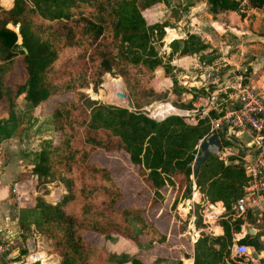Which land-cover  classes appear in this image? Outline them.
<instances>
[{
  "label": "trees",
  "instance_id": "obj_1",
  "mask_svg": "<svg viewBox=\"0 0 264 264\" xmlns=\"http://www.w3.org/2000/svg\"><path fill=\"white\" fill-rule=\"evenodd\" d=\"M161 1L0 0V99L11 107L16 96L23 93V99L36 106L66 94L53 100L50 107V121L58 142L37 149L25 165L42 182L57 180L65 188L54 201L38 196L33 206L38 213L34 225L50 241L52 252L59 257L57 264H145L136 254H115L86 237V233L106 239L121 236L134 244L151 239L152 233L164 239L166 235L146 219L145 208L161 202L166 189L173 204L190 196L188 175L196 145L207 132L208 117L217 113L211 109L208 116L189 125L178 115L182 112L169 102L156 111L151 109V115L159 119L139 107L165 95L148 83L155 66L168 64L173 55L198 53L210 44L198 33L188 31L167 42V53L160 50L164 28L167 31L171 23L167 18L148 22L146 15ZM175 1L181 4V0ZM196 1L199 0H186L181 8L186 10ZM204 1L213 14H228L241 7V0ZM245 3L264 7V0ZM178 17L179 14L175 19ZM8 23L18 24L17 32ZM17 53L21 54L25 76L21 82L9 83L6 73ZM105 72L110 74L104 77L108 103L91 99L81 90L90 82L97 84ZM156 72L153 84L157 88L167 86L169 79L159 69ZM115 76L124 81L133 109L117 105L124 101L116 92L124 87ZM181 89L174 86L173 91ZM87 90L92 96V90ZM93 91L97 93V89ZM230 104L228 108L234 105L232 100ZM95 151H122L127 155L150 192L145 207L132 202L117 205L122 197L120 186L107 166L91 158ZM193 181L201 199L212 203L215 211L221 203L224 212L215 219L222 233L198 231L191 244L192 264H236L230 257L233 241L258 249V237L264 229L240 232L241 224L253 223L257 215L250 210L245 218L229 215L231 203L242 193L245 182L241 165L223 163L216 154L209 155L199 165ZM197 191L193 188V199L198 198ZM205 201L193 204L195 228L204 226L201 218ZM168 259L180 263L178 255L156 254L150 264Z\"/></svg>",
  "mask_w": 264,
  "mask_h": 264
},
{
  "label": "rangeland",
  "instance_id": "obj_2",
  "mask_svg": "<svg viewBox=\"0 0 264 264\" xmlns=\"http://www.w3.org/2000/svg\"><path fill=\"white\" fill-rule=\"evenodd\" d=\"M185 1L186 0H181L180 3L182 4ZM181 4L177 5L175 0H163L155 5L154 10L151 13L146 15L148 22H153L155 20L159 21L167 18L171 23L170 26H167L170 27L167 31L164 28V34L162 37L163 42L160 46V50H164V52L167 53V42L173 37L176 38L184 36L188 31L198 33L204 40L209 42L210 45L209 47L195 54L193 53L183 56L173 55L168 64H158L155 66V68L152 70V75L148 83L154 90L164 91L165 95L163 98L154 99L149 103L140 106L139 109L148 116L152 117L151 109L157 104L168 101L179 108L191 110L196 108V105L200 102V100H202V103L204 104L206 102V98L209 96V93L214 91L215 101L214 103L207 105L210 108L209 110L212 109L218 113V110H226L231 105L228 92L235 91L236 87H238L237 83H240V86L243 84L254 85L257 91L264 92L263 79H261V84H259L256 82V78V80H248L243 76L245 73L247 74L251 70L248 65H245V62L249 58L253 57L254 53L256 52L248 51L245 49V46H243L245 45V40L243 41V39L238 36L242 30L241 24L236 20L234 14L231 13L230 16H228L226 15L227 13H210L206 5L203 4V1L194 2L193 5L189 6L186 10L181 8ZM245 6L246 4L241 5L240 8ZM236 13L240 15L241 11L237 10ZM178 14L179 17L175 19ZM7 26L13 28L17 32L18 24L13 26L8 23ZM206 35L209 36L212 41H210ZM247 40L248 39H246V43L253 42ZM16 41L17 43L20 42L19 34H17ZM210 42L213 44H227V53L233 54L235 56V59L240 63L239 66L229 69V65L224 64V61L222 60L223 55H226V50H220L218 46L215 47ZM241 42H243V44H241ZM232 44L233 50H231ZM21 67V54L17 53L14 56L10 71L6 73L5 80L9 83L21 82L25 76ZM166 67L168 68V71H165ZM158 69L161 71L162 76L169 79V84L163 88H157L152 82L153 79L158 75L156 72ZM106 75L110 74L108 72L101 74L100 81L97 84L93 85L90 82L81 90L85 92L91 99H95L100 102H107L104 96V77ZM115 77H118L122 80L120 76ZM190 81L195 82L189 83ZM122 82L124 87L123 91L126 93L124 81L122 80ZM174 86H181L182 89L179 92L173 91ZM87 89L92 90V96ZM93 89H97V93L94 92ZM193 94H196V96L192 97ZM63 95L66 94H60L56 97H52L49 100H44L34 107H32L29 103H25L26 101H24L22 97L23 93H20L16 96L15 102L11 107L7 105L5 99H0V127L7 130H9V128L13 130L16 128V123L18 122V127L26 128L27 131H24L26 135L33 137L32 143H30L28 147L26 146L24 148L25 152L23 154H26L24 157L25 163L28 164V162L33 159L34 153L37 149L47 145V143L54 144L58 142L59 137L58 134L53 130L49 113L52 101L63 97ZM127 108L133 109L132 106ZM13 110H19L20 113L17 115V118L13 115ZM31 110H37V114L40 115V118H37L34 120V122L30 121V117H36L37 114L34 112L36 115H32ZM180 112L185 113L182 110H180ZM152 118L157 119L154 116ZM218 133L220 136L222 135L220 132ZM227 133L233 140L241 141L242 143L250 139L245 133L234 128H229ZM91 158L107 166L111 170L112 176L119 184L122 197L117 203L118 206L128 204L130 202L139 207H145L147 205L150 192L148 188H146L145 185L140 181L138 175L136 174L135 166L129 162L127 155L124 152L95 151L91 155ZM24 167L25 171L23 174H20L21 179L28 178L30 173H33L28 169L29 167ZM48 186H59L63 190L62 193L65 192L62 182L57 180L42 182L41 178L38 177L35 187L36 192L34 195H31L33 197L32 200H34V204L38 196H42L43 198L47 199L45 194L49 191ZM191 189L192 185L190 188V193L192 191ZM163 192L164 198L161 199V202L159 201L150 207H146L144 215L147 220L152 221L157 226V229L160 232L166 235V238L160 239L159 235L152 233L151 239L145 238L144 241H148L147 243L143 244L151 248L153 247V252H156L159 255L164 256L172 254L173 256H177L180 252L183 253L189 250L191 240L190 237L191 235H194L191 227H189L191 224L190 220L192 218V209L186 203V199H179L173 204L168 190L166 189V191ZM42 194H44V196ZM34 204L28 205L27 207L25 206L26 208L24 209H27V211L35 210L33 208ZM21 209H23L22 206ZM31 217L34 219L33 221L38 219V215L35 218L33 215L27 213L26 218L30 219ZM248 227H256L258 231H262L264 229V215L262 214L257 216V219L253 223L248 222ZM24 229L25 232L22 234L20 233V237L24 245L27 241H33V243H37L41 240V242L47 244L46 249H48V252L57 256V259L55 258V260L58 261L59 257L55 252H52L50 241L34 225V223L30 227H26ZM86 237L105 245L117 255L122 254L124 256H130L131 254V241H126L122 237L115 238V236L106 239L101 237V235L97 236L90 232L86 233ZM258 246V249H255V251L259 252L260 249L263 250L264 241L259 240ZM24 249L23 251H25ZM31 264L39 263L38 261H34ZM124 264H129V262L127 261Z\"/></svg>",
  "mask_w": 264,
  "mask_h": 264
},
{
  "label": "built area",
  "instance_id": "obj_3",
  "mask_svg": "<svg viewBox=\"0 0 264 264\" xmlns=\"http://www.w3.org/2000/svg\"><path fill=\"white\" fill-rule=\"evenodd\" d=\"M237 85L238 87L233 93H228L234 105L222 113H217L214 117H208L209 127L203 136L215 131L220 140L219 147L215 153L217 157L223 163L241 165L245 182L242 184V193L231 203L229 215L245 218L247 210L252 211L253 208L258 210L257 216L264 215V93L257 91L254 85L243 84L240 86V83H237ZM214 101V91H211L204 104L200 100L196 108L186 110L185 113L179 115L183 117L187 124L194 125L199 118L208 116L210 108L207 104H212ZM229 128L245 133L250 139L243 143L233 140L227 133ZM218 132L222 135L220 136ZM37 179L38 175L33 172L30 173L28 178L13 182L11 192L17 208L34 204V200L30 202L28 199H33L31 195L36 192ZM27 181H29V184H27ZM48 187V192H50L53 187ZM42 195L44 196V194ZM201 200L205 201L200 196L197 199H193L192 195H190L186 198V203L193 210V204ZM205 204L201 218L204 223L210 220L214 221L224 212V208L220 211H215L211 207L212 203L205 201ZM46 248L47 244L41 242V240L37 243L27 241L25 251L15 254L9 242L0 233V264H31L34 261H38L41 264L39 257L31 256V254L39 249H44L46 257L53 255ZM248 248L249 245L233 241L230 246V257L236 264H251V257L247 252Z\"/></svg>",
  "mask_w": 264,
  "mask_h": 264
},
{
  "label": "crops",
  "instance_id": "obj_4",
  "mask_svg": "<svg viewBox=\"0 0 264 264\" xmlns=\"http://www.w3.org/2000/svg\"><path fill=\"white\" fill-rule=\"evenodd\" d=\"M203 4L206 5L204 0ZM197 2V1H196ZM245 0H241V5H245ZM207 7V6H206ZM239 11H241L240 15L236 13V11H233L231 13L234 14V17L237 21L241 24V32L238 36L243 39L245 42V49L248 51L256 52L254 53V56L249 58L245 65H248L251 70L249 73H245L243 75L248 80H256L257 83L261 84V79L264 80V7H250L246 4L245 7L240 8ZM231 13H228L226 15L230 16ZM207 36V35H206ZM209 38V36H207ZM210 41H212L211 38H209ZM240 39V38H239ZM240 39V40H241ZM247 41H253L252 43H246ZM242 41V40H241ZM215 47H219L220 50H226L228 45L225 43H216L213 44ZM243 44V42H241ZM231 50H233V44L231 46ZM230 51V50H229ZM228 51L226 50V55H223L222 60L224 61V64L229 65V69L236 68L239 66V62L235 59V56L233 54H228ZM228 54V55H227ZM256 76V77H255ZM256 78V79H255ZM249 82V81H248ZM224 91V90H223ZM228 92V93H233ZM264 93V92H263ZM26 101V100H24ZM25 103H28L27 101ZM34 107V106H32ZM32 115L37 114V110H31ZM36 114H35V113ZM19 110L15 111L13 110V115L17 118V115H19ZM37 118H40V115L37 114L36 117H30V121L34 122ZM3 123V122H2ZM14 125V124H13ZM22 127V126H21ZM27 131L26 128H20L18 127V122L16 123V128L11 130L3 129L0 127V233L2 234V237L7 240L12 247L13 253H22L23 249L25 248V245L23 241L21 240L20 233H24L26 227H30L34 223V219L32 217L30 219L26 218L27 213L33 215L35 218L38 215L37 209L27 211L25 206L23 209H21V206L18 208L16 207V204L13 199V194L11 192L12 184L15 180L21 179L20 174H23L25 171V159L24 157L26 154H23L25 152L24 148L32 143L33 137L27 136L25 132ZM18 144V145H17ZM192 185V191L193 188L197 191L194 181L191 180ZM198 197L200 196L199 192ZM186 199V198H185ZM220 207L218 208L220 211L223 207L221 206V203L219 204ZM21 209V210H20ZM20 210V213H19ZM21 218V220H20ZM193 214L192 218L190 220L191 224L189 227H191L193 234L191 235L190 240V247L189 250L186 252L187 255H183L182 252L179 253L178 257L180 259L179 264H192V253H191V244L196 239V236L198 234L199 230H203L206 232H211L212 234H220L222 233V227L220 224H218L215 220L208 221L207 223H204V226L201 228H195L193 224ZM246 225V226H245ZM240 232L244 233L248 227L247 222H243L240 226ZM246 227V228H245ZM257 231L256 227L253 228V232ZM250 232V233H253ZM121 236H116L115 238H119ZM123 238V237H122ZM125 239V238H124ZM236 237H233V240H235ZM259 240L264 241V234L259 235ZM126 240V239H125ZM128 241V240H126ZM98 245L100 244L98 241L96 242ZM147 243V241L140 242L138 244H134L131 242V254H136L137 257H139L141 260L144 261L145 264H150L152 256H155L156 252H153L152 248L143 244ZM251 248V264H263L264 263V249H260L259 252L255 251V249L252 246H249ZM253 253L255 255H253ZM165 257H174L171 255H164ZM57 259V256H54ZM124 264V263H123ZM130 264V262H129ZM155 264H175L173 260H165L163 262H157Z\"/></svg>",
  "mask_w": 264,
  "mask_h": 264
},
{
  "label": "water",
  "instance_id": "obj_5",
  "mask_svg": "<svg viewBox=\"0 0 264 264\" xmlns=\"http://www.w3.org/2000/svg\"><path fill=\"white\" fill-rule=\"evenodd\" d=\"M19 48L22 49L24 52L26 51L25 47L23 45H19ZM117 97H123L125 98V101L121 103V105H125L126 107L131 106L130 100L127 98L125 91H117L116 92ZM159 119V118H158ZM162 119V118H161ZM220 144L219 137L215 131H211L207 135L200 138V140L197 143V153L194 155L192 163H191V169L189 172V178L193 180L198 172L199 165L209 156L216 153L218 147ZM56 199V198H55ZM49 199L51 201L55 200ZM258 210L256 208L252 209V214L257 215ZM248 232H253V228H247ZM248 253H251V248H248ZM252 254V253H251ZM253 255H255L253 253Z\"/></svg>",
  "mask_w": 264,
  "mask_h": 264
},
{
  "label": "bare ground",
  "instance_id": "obj_6",
  "mask_svg": "<svg viewBox=\"0 0 264 264\" xmlns=\"http://www.w3.org/2000/svg\"><path fill=\"white\" fill-rule=\"evenodd\" d=\"M174 38V37H173ZM195 81H190L189 83H194ZM119 99H121L122 101H125V98H121V97H118ZM168 103V101H165V102H163V103H160V104H157L155 107H153L152 108V111H156L157 109H159L160 108V106H162V105H165V104H167ZM170 103V102H169ZM172 106H174V107H176V108H178V109H180V110H182V111H184V112H186V109H184V108H179V107H177V106H175V105H173L172 103H170ZM27 184H29V181H27ZM61 188L59 187V186H57V187H53V188H51V190H50V192H48V193H46L45 194V196H46V198L49 200V199H55L57 196H59L62 192H63V190L61 189ZM60 191V192H59ZM59 192V193H58ZM58 193V194H57ZM23 197L25 198V196H24V194H23ZM30 202H32V199H28ZM32 255H35V257H39V259H40V262H41V264H45V263H47V264H57V260H55V255H49V256H47L46 257V252H45V250L44 249H39V250H37L35 253H32L31 254V256Z\"/></svg>",
  "mask_w": 264,
  "mask_h": 264
}]
</instances>
